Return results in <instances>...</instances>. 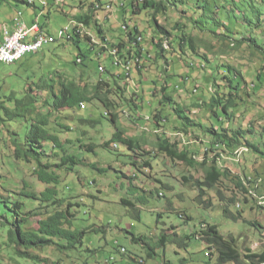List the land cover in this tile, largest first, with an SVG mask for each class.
Masks as SVG:
<instances>
[{
	"label": "rangeland",
	"instance_id": "1",
	"mask_svg": "<svg viewBox=\"0 0 264 264\" xmlns=\"http://www.w3.org/2000/svg\"><path fill=\"white\" fill-rule=\"evenodd\" d=\"M27 1L4 0L0 3V42L4 31L10 30L17 21L29 24L34 19L35 8L27 5ZM40 1L46 3L44 13L48 14V19L45 22L41 17L39 21L45 24L46 32L57 35L60 29L71 23L72 17L81 12L77 9L80 2L90 3L94 0H63L60 1L59 7L54 0H36V6L40 5ZM120 1L124 0L112 2L116 4ZM177 2L181 3H178L177 7H169L164 14L157 17L158 25L169 34L168 41L173 48L171 56L167 54L169 71L165 76L170 79L168 93L180 109L187 110V116L191 120L201 121L204 126H210L211 116L203 109L196 110L194 104L209 99L208 88L211 89V86L209 87L205 82V78L213 75L221 86L223 81L219 76H215L216 67L220 63L230 64L246 77L245 80L250 83L249 85L255 88L250 86L249 88L253 89L248 90L245 87V91L239 93L241 100H238L239 98L236 100L239 106L235 108L234 118L228 128L243 130L250 128L254 132L253 136L256 137L264 128V54H259L253 47L256 52L252 56L247 44L236 50H229L225 46L229 44L220 41L214 35L229 32L228 35L233 41L242 37L252 38L264 48V3L261 0H178ZM215 4L219 7L218 10L215 9ZM109 13L103 12L97 16L98 20L92 21V23L96 22V27H101L104 37L111 41H116V38L123 39L120 31L123 19H126L127 23L131 19L130 28L133 25L138 27L143 37L144 50L152 54L154 49L152 41L155 43L161 37L158 38L159 36L154 34L155 25L145 11L140 15L132 16L126 10L127 14L124 18ZM89 31L97 39L93 25ZM182 33L186 37L183 47L180 48L177 43ZM188 40H192L195 52L188 47ZM54 46H44L41 51L27 54L11 65L0 63V93L4 95L5 92L14 91L18 97L24 94L34 97L41 95L35 110L43 114L49 112L47 130L58 138L65 150L62 152L49 143H43L46 153L41 158V165L47 166L48 173L58 176L59 184L41 183L35 173L39 169L36 162L31 159L26 162L22 157H17L16 152H22L23 138L27 130L24 125L28 124L18 120L6 121L0 124V197L8 198L13 195L14 198L11 197L9 201L22 198V202L19 203H23L24 208L20 217L27 215L24 227L32 231L37 229L39 220L45 219L56 210L65 209L70 204L72 206L70 212L74 214L71 229L85 232L83 247L71 257L64 255L62 249L50 246L29 250V255L35 257L37 261L19 258L6 244L8 225L1 223L2 218L11 221V217H15V214L0 206V264H108L110 258L116 260L117 264H136L129 260L130 256L141 259L143 264H215V257L209 259L205 256L208 250L202 241L196 238H191L187 243L184 241L190 235L200 234L203 225L216 226L224 238L234 239L241 253H245L246 250L258 253L263 251L264 208H261L257 199L251 195L254 194L252 186H255L256 182L251 185L244 183V189L236 185L240 177L257 175V179L261 181L257 183L259 189L256 195L257 193L264 195L263 160L251 152L244 151L240 152L236 162L231 156L228 157L220 150H215L213 154L216 155L220 169H225L229 173L222 177L214 188H204L200 191L197 182H203L204 169L188 166L182 161L172 160L160 153L156 147L157 136L152 133L154 125L143 122L142 126H138L139 118L142 117L137 113L146 118L158 105L159 95L152 97L151 93L154 92V85L162 84L159 83L162 78L160 74L163 72L161 63L151 65L146 71L143 93L139 92L141 89L134 78L127 81V86H124L126 83L123 85L126 95L134 98L138 93L143 95L140 98L144 105L143 110L138 112L136 110L131 114L128 113L127 108H120V110L125 109V114H121L118 119V125L124 130L125 136L140 142L139 149L129 152L121 144H118V148H114L112 143L107 148L101 147L110 140L114 132L112 125L103 119L101 124L94 127L79 122L80 119L96 120L100 117L104 110L98 102L87 104L78 111L63 110L59 113L47 109L42 104L43 99L48 95L44 91L37 92L39 82L49 86V77L54 72L71 79L77 76L81 68V65H74L78 50L71 43L65 42L60 48ZM79 47L80 51L87 55L86 64L90 67L95 66L96 60L91 53L85 51V45L81 43ZM204 55L210 58L206 66L202 58ZM101 61L109 71L113 70L109 63H105V60ZM188 75L192 79L190 82H184L179 78ZM258 75L260 80L257 78ZM88 78L89 83H94L97 75L91 70ZM195 83L200 86L197 88L198 92L183 91L182 88L190 89ZM174 85L179 88H174ZM211 92L213 94L214 91ZM113 99L117 106L122 107L121 102ZM148 102L151 107H147ZM4 106L13 107L12 104L6 103ZM161 109L164 112L161 115L165 117L167 110L163 107ZM190 110H195L196 113H188ZM0 116L5 119L1 110ZM166 117L168 122L158 133L163 134L161 138L166 137L170 143L176 142L178 149L186 147L189 152H196L195 159L200 161L209 136L191 127L190 136L181 138L174 130L176 128L180 130L181 123L177 124L175 115L168 113ZM19 127L21 128L17 133V142L13 145L12 139L15 138L14 133ZM90 143L96 146L92 153L87 152L85 147ZM82 144H85L83 148ZM65 154L74 155L79 160V164L71 171L66 170V166L55 167L61 163ZM218 154L220 157H217ZM183 178L188 181L185 182ZM47 188L57 190V199L63 201L61 207H52L49 203L20 197L22 191L40 195ZM199 194H201L200 201L196 199ZM122 200L131 202L134 207L124 206ZM8 207L12 209V204ZM225 210L237 219L234 221L225 217ZM137 211L139 219L133 218V213ZM163 234L169 239L164 248L157 245L158 238ZM131 235L140 237L142 241L138 244L133 243ZM256 243L259 246L253 247ZM148 247L154 249L156 253L154 259H147L144 248ZM120 248H124L127 252L125 256L118 254L117 250Z\"/></svg>",
	"mask_w": 264,
	"mask_h": 264
},
{
	"label": "trees",
	"instance_id": "2",
	"mask_svg": "<svg viewBox=\"0 0 264 264\" xmlns=\"http://www.w3.org/2000/svg\"><path fill=\"white\" fill-rule=\"evenodd\" d=\"M4 0H0V3ZM63 1V0H62ZM178 0H124L122 2V8L119 15L121 17H125L129 12L132 16L140 15L143 11L147 13V16L150 17L151 21L155 25L154 34L159 36L157 41H152L153 52L150 54L145 51L146 56L142 58L140 55L141 48L143 44H137V50L134 51L136 58H141L142 67L138 68L135 65L131 72L133 76L142 79L145 77L146 71L151 67V65H157L158 63L163 64V74L159 83L160 86L154 85V94L156 95V91L160 94V101L158 104L160 107H163L164 110L166 108L167 112L165 117L161 115L163 109L154 111L148 118V120H144L143 118H139L138 126H142L144 124H150L153 126V134L157 136L156 147L160 153L166 155L168 158L172 160H178L186 163L188 166H198L204 169V179L203 182H197L198 189L202 191L205 189L214 188L222 177L226 176L229 172L225 169H220L219 162H217V158L213 152L215 150H220L221 153L226 154L228 157L231 156L232 160L236 158L234 154L238 149H246L247 152H251L257 155L261 160L264 161V128H262L256 137H254V132L250 128L243 129H233L228 128L229 124L234 118L233 112L239 106L236 102L241 100V96L239 93L243 90L245 91V87L248 90L255 88L254 86L249 85L250 83L246 81V77L243 76L240 72H238L233 66L230 64H222L216 67L217 72L215 76H219L221 79L222 85L220 86L217 83V79L214 78L213 75L206 77L205 82L211 86V89L208 88L209 99L201 100L200 102H196L194 105L198 109H203L204 112L208 113L211 117L209 119L210 126H204L201 121H193L187 116V110L184 108L180 109L178 104L174 101V98L171 94L168 93V84L169 78L165 75L169 71V63L167 61L168 56H171V48L172 44L168 41V46L170 43V49L167 51L164 47V41L168 40L169 34L163 27L159 26L157 23V17L160 14H164L169 7H177ZM110 1L102 2L101 0H94L90 3L80 2L78 7L81 9H86V13L81 14L80 16L75 17V19L79 22L85 23L86 25H90L91 21L94 20V12L96 13L99 10H95V5H99L100 11H104L105 6H107ZM264 3V0H261ZM215 9L218 10L219 7L215 4ZM128 8V12L126 13V9ZM44 21L46 22L48 19V14H43ZM123 26L126 28L124 33L125 37L128 40V43L132 41L135 42L137 36H142L139 32L138 27L133 25L130 28V21L127 23L126 19H123ZM220 23V22H219ZM96 22L94 21L93 26L94 29L97 30L99 34V38L103 41L105 37L100 35L102 30L100 27H96ZM43 25V26H42ZM44 27V24H41ZM230 34L227 32L226 34H215L214 36L220 41L227 43L229 45H225L229 50H236L241 47L243 44H247L249 49L251 50V55H255V50L259 54H264V48L256 43V41L252 38L242 37L239 40L233 41L231 40ZM178 37V36H176ZM184 33L178 37L179 42L177 45L182 48L185 42ZM72 46H74L78 50V54L76 58H81V63L77 64L74 61V65H81L80 72L77 76L71 77V79H67L66 76L59 72H54L49 77V86L44 85L43 83H38L37 92L43 93V91L48 95L47 98L43 99V106L47 109H51L53 112H61L63 110L68 111H78L83 109L81 105L86 106L92 102H98L103 108L104 112L100 115L99 118L95 119H80L79 122L82 124H88L91 127L95 125L101 124V120L107 121L114 128V132L108 142H105L101 145L103 148H107L111 143L112 144H121L127 148L129 152H133L140 147V142L136 139L126 137L124 130L118 125V119L121 114L124 113V109L120 110V108H127V110H133L135 104L137 103L134 99H128L125 94L124 80L123 78L114 77L109 71H106L105 75H98L97 72V64L91 67L86 64L87 55L80 51V44L85 43L87 45V37L74 36L68 40ZM122 46L121 48H113L117 51L119 58L125 59L129 53L130 49H132V45L128 44ZM124 44V42L122 43ZM188 47L191 51L193 49L192 40H188ZM57 45V46H54ZM47 46L54 47H63L62 41H56L53 44ZM254 47V48H253ZM103 51V50H102ZM87 52L90 50L87 48ZM106 52V50H105ZM195 52V51H194ZM168 54V56H167ZM112 56V55H111ZM113 57V56H112ZM111 57V60H112ZM94 58L98 61L99 56L98 52L94 56ZM204 66L210 61V58L207 56H202ZM216 59V58H215ZM173 62V61H172ZM171 62V63H172ZM113 63V61H111ZM172 65V64H171ZM222 68V69H220ZM224 69V70H223ZM86 70L88 72H86ZM91 70L97 75L94 83H89V76ZM146 70V71H144ZM223 70V72H222ZM88 73L85 77V74ZM176 76V74H174ZM143 76V78H142ZM232 76V78H231ZM184 82H190L191 76L188 75L186 77H179ZM257 78L260 80V76ZM156 84V83H155ZM125 86V85H124ZM253 88H249V87ZM182 88V87H181ZM197 88H200L199 84L195 83L194 86L190 89L182 88L186 93L198 92ZM31 89V88H28ZM211 91H214L213 94ZM33 93H35L33 91ZM36 94V93H35ZM41 96V95H40ZM40 96L36 95V97L31 96L29 94H24V96H16L14 91L5 92L4 95L0 93V110L3 111V115L5 119H2L0 116V124H4L7 122H12L18 120L21 123H27L28 125H24L27 128L26 133L24 134L23 144H22V152H16L18 158H23L24 161L29 162V160H34L36 162L37 167L39 169L35 172L38 180L46 185H57L59 184L58 176L48 173L46 170L47 166L41 165V158L45 155L46 150L43 147V143H49L53 148L61 150L64 152L65 150L62 148L61 143L59 142L56 136H53L47 130L49 125V112L43 114L42 112H38L35 109L37 102L39 101ZM38 97V98H37ZM117 99L121 102L122 107L117 106L115 104V100ZM4 99V100H2ZM38 99V100H37ZM12 104V108H7L4 105ZM141 102L139 101L138 104ZM132 104V105H131ZM119 108V110H118ZM219 109L221 111H219ZM233 109V110H232ZM209 111V112H208ZM231 111V114H229ZM195 110H190L191 114H194ZM164 113V112H163ZM175 115L177 124L181 123L180 130L178 128L174 129L178 133H182L184 136H190L191 127L199 129V131L204 132L209 136V140L206 142L205 151L203 153L202 159L200 161H196L195 157L196 152H189L186 147H182L178 149L176 142L170 143L169 139L163 137V134H158L157 129H163V123H167V114ZM196 113V112H195ZM212 113V114H210ZM213 118V120H212ZM29 120L30 122H28ZM226 120V121H225ZM164 124V125H165ZM62 127V126H60ZM176 127V126H174ZM173 127V128H174ZM18 130L14 133L15 138L12 139V143L14 145L17 142L16 138L18 137ZM68 130V128H66ZM167 130V129H165ZM144 133V132H143ZM250 137V139H249ZM254 138V140H253ZM80 141V140H79ZM82 144V148L85 146L87 152H94L95 145L90 143ZM213 154V156H209ZM132 156V155H131ZM130 156V157H131ZM210 157V158H209ZM217 157H220L218 154ZM79 164V160L74 155H66L62 157L61 163L56 165L55 167L61 168L66 166V170L71 171V169ZM93 168L95 166H92ZM99 172H103V170H98ZM227 171V172H226ZM257 175L251 176H243L240 177V180L237 181V186L244 189L245 184L248 185L252 182H256ZM239 178V177H236ZM186 182L188 179L183 178ZM196 184V185H197ZM58 192L55 188H47L40 195L34 194V192L30 191H22L20 193V197H24L27 200H39L42 203H49L52 207H61L63 204L62 200L57 199ZM14 198L11 195L8 198L0 197V206H4L6 211H12L15 214V217H11V221L2 218V224H7L8 229L6 232V244L14 250V253L19 258H25L32 261H37L35 257L29 255V250H38L40 248L55 246L59 249H62L64 255L67 257H71L72 254L78 253V251L83 247V236L85 232L73 230L72 221L74 219V214L70 212L71 205L61 210L54 211L53 214L47 216L45 219H41L37 222V229L35 231L26 229L24 227L27 218L26 216L20 217L21 210L24 208L23 203H19L21 200L9 201ZM198 201L201 199V194L197 196ZM228 202V201H227ZM231 203V200L229 201ZM9 204H12V209L8 207ZM122 204L128 207H133V204L122 200ZM228 210L224 211L225 217L228 219L236 220V216L229 214ZM132 216V215H131ZM133 218L139 219V215L137 212L133 213ZM204 241L212 245L217 251V259L216 264H259L264 261V255H256L250 254L249 250H246L245 253H241L237 247L234 239L224 238L221 236L217 230L216 226H207V230L203 232ZM186 240H190L191 236L185 238ZM59 241V242H57ZM131 241L135 244H138L142 239L139 237H135L131 235ZM169 241L168 237L164 234L158 238V243L160 247L164 248L166 243ZM146 251L147 259H154L156 257V253L153 248H144ZM118 254H122L120 249L117 250ZM127 254V252H125ZM78 255V254H77ZM125 256V255H124ZM113 259L110 258L108 264H113ZM129 260L136 264H143L144 262L141 259H137L133 256L129 257ZM112 262V263H111ZM165 264V263H163Z\"/></svg>",
	"mask_w": 264,
	"mask_h": 264
},
{
	"label": "clouds",
	"instance_id": "3",
	"mask_svg": "<svg viewBox=\"0 0 264 264\" xmlns=\"http://www.w3.org/2000/svg\"><path fill=\"white\" fill-rule=\"evenodd\" d=\"M55 2H56V0H54ZM113 1V0H112ZM112 1H110L109 3L110 4H108V5H111L112 6V10L110 11V15H116V14H118L119 15V13H120V11H121V9H123L121 6H122V2H124V1H120V2H118V3H116V4H114ZM142 1V0H141ZM27 5H29L28 4V2L26 3ZM29 6H33L34 8H35V10L36 11H38V15L35 17V18H38L39 20H40V18L41 17H43V14H45L44 13V9H45V7H41L40 5L39 6H36V3H35V5H29ZM58 6V5H57ZM59 7V6H58ZM77 9H79V10H81V12L79 13V14H77L75 17H77V16H80L81 14H84V13H86V9H81L80 7H78V5H77ZM126 9V8H125ZM127 10V12H128V10L129 9H126ZM104 12V11H103ZM103 12L102 11H97L96 13L94 12V14H95V16H94V20H98V19H96L97 18V16L98 15H100V14H103ZM63 14H65L64 12H63ZM66 15V14H65ZM67 16V15H66ZM75 17H72V18H74L75 19ZM34 18V19H35ZM76 20V19H75ZM34 21V20H33ZM32 21V22H33ZM93 21V20H92ZM92 21H91V23H92ZM32 22H30L29 24H26V25H30ZM40 22V21H39ZM79 22V21H78ZM41 24V23H40ZM42 24H44V23H42ZM83 24H85V23H83ZM86 25V24H85ZM92 25H93V23H92ZM92 25H86L90 30H91V28H92ZM43 26V25H42ZM41 26V27H42ZM122 26H123V24H122ZM122 26H121V28H120V31H121V33L123 34V39H118V38H116V41H111V39H108L107 37H105V40H101L100 38H99V34L97 33V30H96V33H97V39L98 40H100L101 42H104V41H106V43L110 46V47H112V48H121L122 46H124V45H127V43H128V40H127V38L125 37V35H124V33H125V31H123L122 30ZM42 28H44V30H45V24H44V27H42ZM101 28V27H100ZM48 33V32H47ZM100 35H103V31H102V33L100 34ZM74 37V36H73ZM137 37H141V44H143V37L142 36H137ZM82 38V37H81ZM135 41H136V39H135ZM65 42H67V43H69L68 42V40H63L62 41V44H64ZM115 42H118V43H115ZM124 42V44H122ZM168 40H165L164 41V47H165V49L167 50V51H169V49H170V43H169V46H168ZM86 43V42H85ZM85 43H83L84 45H85ZM140 43H138V44H140ZM85 51L87 52V48L90 50V52L89 53H91L92 55H93V57L96 55V53H97V51L96 50H93V45L90 43V41H89V39H88V37H87V45H85ZM140 55L142 56V58L144 57V56H146V53H145V50H144V47H142L141 48V51H140ZM78 59H80V61H81V58H76V63H77V60ZM95 59V58H94ZM141 61H142V59L141 58H139ZM96 60V59H95ZM81 63V62H80ZM80 63H77V64H80ZM96 64H97V67H98V65H99V61H97L96 60ZM106 68V67H105ZM106 71H109L107 68H106ZM144 71H146V70H144ZM97 72H98V70H97ZM110 72V71H109ZM106 74V73H105ZM105 74H100L99 72H98V75H105ZM133 78L135 79V81H136V83L139 85V88L141 89V90H139V92H141V93H143V81H144V78H143V76H142V80L143 81H141V79H139L138 77H135V76H133ZM169 85H170V83L167 85L168 87H169ZM175 87H177V88H179L178 86H175L174 85V88ZM139 94L138 93V95L134 98V97H129L128 95H126V97L128 98V99H134V100H136L137 101V103L135 104V107L133 108V110H128V113H131V114H134V112H136V110H137V112L139 111V110H143V103L141 102V100H140V98H142L143 97V95L142 94ZM157 95H160L159 93H158V91H156V95L154 94V92H152L151 93V96L152 97H155V96H157ZM141 102L140 104H138V102ZM158 101H160V97H159V99H158ZM132 105V104H131ZM148 105L149 106H147V107H151V104H150V102H148ZM161 109V107L159 106V104L157 105V107H155V108H153L151 111H152V113L154 112V111H158V110H160ZM127 110V109H126ZM124 113H125V109H124ZM151 113V112H150ZM151 113V114H152ZM139 116H141L144 120H148V118H149V116L151 115H149L148 117H144L143 115H141V114H139V113H137ZM149 114V113H148ZM168 122V121H167ZM163 123V125L165 124V122H162ZM167 124V123H166ZM163 130V129H162ZM161 129H157V131H158V133H160L161 131H162ZM154 132V131H153ZM152 132V133H153ZM177 133V136H179V137H181V138H184L185 136L182 134V133H178V132H176ZM113 147L114 148H118V145L117 144H113ZM244 151H246L247 152V150L246 149H238V150H236L235 151V155H236V158H235V160H236V162L238 161V158H239V156H240V152H244ZM259 181H261L260 179L258 180H256V184H254L255 186H252V189H253V191H254V194H251V195H253L256 199H257V201H258V205L261 207V208H264V204H261L262 202H264V195H259L258 193H257V195H259V196H257L256 195V192H257V190L259 189V186L257 185V183L259 182ZM255 183V182H254ZM251 184H253V182L251 183ZM251 184H249V185H251ZM131 203V202H130ZM125 206V205H124ZM134 207V206H133ZM132 208V207H131ZM136 209V208H135ZM133 212V211H132ZM137 213H138V215H139V212L137 211ZM264 225V224H263ZM207 226L208 225H203L202 226V230H201V232H200V234H195V235H190L191 236V238H196V239H198V240H200V241H202L204 244H205V246H206V249L208 250V252L205 254V256L207 257V258H209V259H213L214 257H215V264H216V259H217V251H216V249L212 246V245H209V244H207L205 241H204V235H203V232H205L206 230H207ZM210 226V225H209ZM218 230V229H217ZM262 231H263V226H262ZM218 232H219V230H218ZM220 234V233H219ZM175 235V234H174ZM221 235V234H220ZM195 236V237H194ZM222 236V235H221ZM184 241H186V243L189 241V240H186V239H184ZM262 243L264 244V233L262 234ZM259 246V244H254L253 245V247H258ZM120 251H121V253L122 254H119L120 256H122V255H124L125 254V249L124 248H120ZM249 252H251L250 254H256V255H260V254H263L264 255V248H263V251L262 252H260V253H258V252H252L251 250H249ZM113 261V264H117L116 263V260H112ZM259 264H264V261L262 262V263H259Z\"/></svg>",
	"mask_w": 264,
	"mask_h": 264
},
{
	"label": "built area",
	"instance_id": "4",
	"mask_svg": "<svg viewBox=\"0 0 264 264\" xmlns=\"http://www.w3.org/2000/svg\"><path fill=\"white\" fill-rule=\"evenodd\" d=\"M62 0H56V4ZM29 5H35L36 0H28ZM40 6L45 7L46 3L44 1H40ZM105 7L112 8L111 5H107ZM100 8V7H95ZM37 19L30 25H26L24 22L17 21L10 30L4 31V36L2 41L0 42V63H4L6 65L14 64L15 62L21 60L25 55L37 53L42 50V47L52 44L53 41L58 40L63 32V28L60 29L57 35H51L49 33H43V28H37ZM123 31H126V28H122ZM77 32L76 35H78ZM42 34L41 43H34V35ZM140 37H136L135 42H131L128 44H133L135 47L138 43H140ZM137 50V48H136ZM99 56V65L97 70L103 71V74L106 73V68L103 65L101 60H105V63H109L111 65V53H98ZM137 63H141L139 58L135 56H128ZM80 59L77 60V63H80ZM142 67V63H141ZM120 76L119 78H126V68H119ZM112 74V70L110 71ZM117 78L118 76H114ZM139 86V85H137ZM131 95V94H130ZM130 97V96H129ZM83 107V105H81ZM263 233H264V225H263Z\"/></svg>",
	"mask_w": 264,
	"mask_h": 264
},
{
	"label": "bare ground",
	"instance_id": "5",
	"mask_svg": "<svg viewBox=\"0 0 264 264\" xmlns=\"http://www.w3.org/2000/svg\"><path fill=\"white\" fill-rule=\"evenodd\" d=\"M60 2H58L59 5ZM95 7H99V5H95ZM94 7V8H95ZM95 10H100L99 8H96ZM112 10V8L109 7H105L104 8V12H110ZM37 28H42L41 24L39 22V19H37ZM122 28H125L124 26H122ZM90 29L83 24L82 22H78L77 20H75L74 18L71 20V23L69 25H67L66 27L63 28V32L61 34V36L58 38V40L56 41H63V40H69L71 37L73 36H80V37H88L90 43L93 45V50H96L98 53H111L112 60L113 63H111V66L113 67L112 70V75L114 76H120V69L119 68H126V78H123L125 86H127V81L132 80L133 79V74L131 72L132 68L137 65L138 68H141V63H137V61H134L133 59H131L128 56H135L134 51H136V47L135 45H132V49H130V53L129 55L125 58V59H121L119 58V55L117 54V51L115 49H113L112 47H110L106 41L101 42L98 39H95V36H93V34L90 33L89 31ZM77 32L78 35H76ZM43 33H47L44 28H43ZM141 37H140V41H141ZM42 41V34H35L34 35V43H41ZM56 41H53V43H55ZM43 48V47H42ZM103 50V51H102ZM106 50V52H105ZM98 72L100 74H103V71L98 70ZM132 82V81H131Z\"/></svg>",
	"mask_w": 264,
	"mask_h": 264
},
{
	"label": "crops",
	"instance_id": "6",
	"mask_svg": "<svg viewBox=\"0 0 264 264\" xmlns=\"http://www.w3.org/2000/svg\"><path fill=\"white\" fill-rule=\"evenodd\" d=\"M37 15H38V11L35 10V17H36ZM35 17H34V18H35ZM33 20H34V19H32L30 22H32ZM30 22H29V23H30Z\"/></svg>",
	"mask_w": 264,
	"mask_h": 264
}]
</instances>
